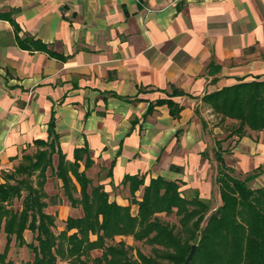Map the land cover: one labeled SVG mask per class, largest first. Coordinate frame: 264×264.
<instances>
[{"label":"crops","instance_id":"0c3cea01","mask_svg":"<svg viewBox=\"0 0 264 264\" xmlns=\"http://www.w3.org/2000/svg\"><path fill=\"white\" fill-rule=\"evenodd\" d=\"M18 38L39 39L56 54ZM257 76L264 78V0H0V166L48 138L53 112L65 158L86 146L85 173H104L106 191L123 188L125 174H143L144 184L160 174L209 197L197 103ZM242 141L252 169L263 164L264 130ZM60 196L55 208L66 218L74 206Z\"/></svg>","mask_w":264,"mask_h":264},{"label":"trees","instance_id":"16d2710c","mask_svg":"<svg viewBox=\"0 0 264 264\" xmlns=\"http://www.w3.org/2000/svg\"><path fill=\"white\" fill-rule=\"evenodd\" d=\"M24 39H17L23 47L56 54L39 39ZM209 68L216 71L219 64L210 61ZM201 99L221 117L236 120L229 134L241 136L248 129L264 128V78L240 79L204 93ZM165 101L173 105L169 98H157L154 103ZM151 108L152 103L147 109ZM171 111L174 113V109ZM47 131L48 138L34 139L36 150L32 154L23 153L14 169L4 172V180L0 181V227L7 235L6 246L14 233L19 244L24 243L33 251L32 264H56L58 257L84 263L81 256L88 255L95 247L102 249L101 255L94 258L97 264H162L158 257L167 259L168 264H180L192 242H196V247L188 264H264V178L257 186L248 183L264 174V163L243 176L237 175L235 168L225 161L224 148L217 139L213 151L217 161L214 181L220 203L215 207L211 206L210 198L197 192L190 196L183 194L177 179L158 174L144 184L143 174H125L122 181L128 182L131 201L137 203V212L132 214L130 204L109 199L101 183L90 184L85 168L92 159L86 146L74 148L73 160L65 158L54 129L53 112ZM54 153L57 154L55 166ZM202 153L206 155L207 151ZM82 157L84 168L79 170ZM47 166L61 178L63 193L70 204L80 205L82 209L80 215H68L57 233L52 229L54 214L44 210L46 194L42 183ZM32 174H36L35 184L30 180ZM72 175L80 185L79 195L74 194L76 184ZM142 184L141 198L136 199L134 192ZM20 196L21 208L8 206L14 197ZM173 211L178 216V226L163 220L159 214ZM26 228L34 233L36 243L25 240ZM117 234L145 238L161 248L154 249L155 256L137 251L139 262L130 255L131 246L122 239L113 241Z\"/></svg>","mask_w":264,"mask_h":264},{"label":"rangeland","instance_id":"374dc122","mask_svg":"<svg viewBox=\"0 0 264 264\" xmlns=\"http://www.w3.org/2000/svg\"><path fill=\"white\" fill-rule=\"evenodd\" d=\"M207 72V70H205ZM204 103V102H203ZM202 102L197 103L196 108V114H198V118L201 120V123L203 125L205 137L207 139V146L205 150L207 151L208 157H209V165L207 170V175L211 177L212 179V186L210 190L209 197L211 199V206L215 207L220 203L219 199V193H218V186L217 183L214 181V176L217 170V161L214 157V148H215V141L217 139L221 140V145L224 148L223 156L225 158V161L234 166L235 173L237 175L243 176L247 172H251L253 169V163L247 161L246 157L243 156L247 150L249 151V147L244 145V142L242 141L243 138H251L252 140L256 137H258L261 132L264 130H247V132L244 135L238 136L237 134H229L230 130L232 129V125L235 124L236 120L229 117H221L220 114L213 112L211 107L207 105L206 103L203 104ZM37 146L32 145L29 148H27L25 151L21 153V156L17 158V160L12 161L11 165L10 163L5 166H0V181L4 180L3 173L4 172H10L14 169V167L17 165V163L21 160L22 154H32L36 150ZM53 157V156H52ZM56 158V157H55ZM55 163V159H54ZM250 163V164H249ZM53 164V160H52ZM249 165V167H248ZM248 167V171H244ZM97 173L95 171L91 172V175L93 176L91 178V185H95L100 183L99 180L102 178V175L104 173H100L99 175H96ZM44 180L42 183V189L45 192V196L43 197L44 201H46V205L44 207V210L46 212L54 214L55 217V225L52 226V229L54 232H58L64 227V220L65 218H60L58 214V209L55 208L56 204H59L61 202V196L60 193L64 196L62 192L61 185L58 184L59 179L56 173L52 172L50 167H46L44 171ZM264 178V174H259L253 179L249 180V184L251 186H257L262 183V180ZM36 174H32L30 176V180H32V183L35 184ZM128 183V182H127ZM125 183L123 188H120L119 190H112L108 191V198H111L112 196H121L123 198H126L124 200L125 203L120 204H130V212L132 214H135L137 212V203L131 201L132 200V194L129 187V184ZM102 184V183H101ZM179 189L183 194L186 196H190L194 193L193 188L188 187L185 184L179 183ZM104 185V184H102ZM105 187V186H103ZM60 192V193H59ZM22 193H25V190L22 191ZM79 190L76 188V191L74 192L75 195H79ZM142 193V186L140 185L138 190L134 192V196L136 199L141 198ZM12 206V208H21V196L20 197H14L12 201L8 204V206ZM82 214V209L80 205L74 206V208H71L69 210L68 215H80ZM161 218L163 220H167L171 223L177 224L178 223V216L173 211L169 214L159 213ZM66 216V217H67ZM34 233L26 228L23 231V237L26 241H33L36 243V239L33 237ZM90 237L94 238L95 234H90ZM6 239L7 235L6 232L3 230L2 225L0 227V264H32L33 260V251L24 243L19 244L16 241L15 234L12 233L10 235V241L8 242L6 246ZM122 239L126 245L131 246L129 249L130 255L140 260L138 257V252L140 251L143 254L146 255H153L155 256L154 249L155 248H161L160 245L151 243L145 238L143 239H136L131 234H117L114 236L113 241H117ZM111 241V240H110ZM111 241V242H113ZM195 243L196 242H192ZM196 247V245H195ZM3 255H2V254ZM102 253V249L99 247L92 248L89 251V254L84 256L82 255L81 258H84V263H81L79 261L73 262L68 258H57L56 264H97L95 261V257L100 256ZM188 253V252H187ZM194 253V252H193ZM187 255V254H186ZM193 256V255H192ZM192 259V257H191ZM158 261H161L162 264H168L169 261L167 259L157 258ZM140 262V261H139ZM35 264V263H33Z\"/></svg>","mask_w":264,"mask_h":264},{"label":"water","instance_id":"95a60500","mask_svg":"<svg viewBox=\"0 0 264 264\" xmlns=\"http://www.w3.org/2000/svg\"><path fill=\"white\" fill-rule=\"evenodd\" d=\"M195 243L190 244V248L188 250L187 255L185 256V259L180 264H188L191 260V257L193 255L194 249H195Z\"/></svg>","mask_w":264,"mask_h":264}]
</instances>
